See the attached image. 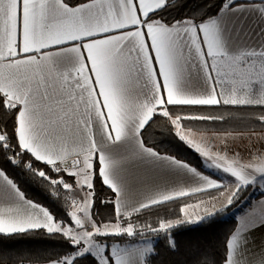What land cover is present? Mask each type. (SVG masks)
Returning a JSON list of instances; mask_svg holds the SVG:
<instances>
[{"label":"snow or ice","instance_id":"obj_1","mask_svg":"<svg viewBox=\"0 0 264 264\" xmlns=\"http://www.w3.org/2000/svg\"><path fill=\"white\" fill-rule=\"evenodd\" d=\"M184 3L0 0V151L13 164L27 154L23 166L67 210L61 219L26 198L0 168V237L43 230L70 245L46 258L0 252V264H151L156 239L175 253L177 229L211 220L249 186L264 191V135L253 124L210 136L192 123L264 127V0H223L215 15L165 14ZM208 109L223 111H200ZM157 116L226 178L145 144L141 133ZM189 126L199 142L184 134ZM235 140L247 141L241 151ZM158 162L180 176L145 171ZM97 177L112 193L100 200L111 206L104 218ZM262 225L264 200L237 217L220 264H264V240L252 236ZM199 264L217 262L204 255Z\"/></svg>","mask_w":264,"mask_h":264},{"label":"trees","instance_id":"obj_2","mask_svg":"<svg viewBox=\"0 0 264 264\" xmlns=\"http://www.w3.org/2000/svg\"><path fill=\"white\" fill-rule=\"evenodd\" d=\"M223 0H185L184 5L177 9H168L166 15L171 18H181L184 15L199 13L201 10L204 15H215L218 10L217 5ZM211 3L212 7L205 8V5ZM203 18V16H201ZM193 111V110H183ZM200 111H223V110H200ZM237 117L241 116L243 109L233 110ZM196 124H204L199 127L207 128L208 133H225L231 131L233 133L246 132L245 124H253V133H264V127L256 125L253 121H243L242 119L226 120L224 122L213 121L209 124L207 121L192 122ZM9 132H12L14 120L6 122ZM186 130L196 131V128L189 126ZM145 144L154 148L157 152L174 156L176 159L184 161L189 165L198 168L202 173L210 175L213 178L221 179L218 175L210 172L204 166L201 156L180 140L175 133L167 126V121L162 117H155L154 122H150L141 133ZM30 157L25 154L20 164H13L7 158V153L0 151V168L4 170L7 176L15 181L25 197L39 203L48 208L58 218H67V210L61 199L52 195L48 188V182L42 177L33 174L32 171L23 166V160ZM33 167L37 170L43 168L52 177L57 174L51 169L38 161H33ZM253 187L249 186L232 205L224 212L217 214L207 222L190 225L187 228L177 229L176 235L179 241L180 250L173 252L170 250L164 238L156 239V254L151 257V264H199V261L204 255H212L217 264L224 253V242L227 235L235 227L237 218L231 216V212L242 205L253 192ZM97 203L96 210L100 214V218H104L105 214L111 212L110 205L100 203V200L106 196H111L112 193L103 182L97 177L96 180ZM257 197L264 196V191L259 192ZM174 207V206H173ZM70 245L66 240L59 236H49L43 230L35 233L19 234L10 238L0 237V252L8 256L30 255L37 258H46L48 254H62Z\"/></svg>","mask_w":264,"mask_h":264},{"label":"crops","instance_id":"obj_3","mask_svg":"<svg viewBox=\"0 0 264 264\" xmlns=\"http://www.w3.org/2000/svg\"><path fill=\"white\" fill-rule=\"evenodd\" d=\"M185 132H187V133H185ZM184 133L188 136V139H193L195 137L197 139V142H199V140H198L199 133L198 132L184 129ZM213 134L223 135L224 133H208V135H210V136ZM233 134L238 135L239 133H233ZM253 134L264 135V133H253ZM217 143H219V142H217ZM231 143H232V146L235 148L236 151H241V149L243 148V145L246 144L247 141L235 140L234 142H231ZM204 166H205V164H204ZM206 169L209 170L210 172L218 175L221 179L224 178L222 175H220V173H216V172L212 171L211 168L206 167ZM145 171L148 172L150 175H155V176H159V177H163V178H167V179H174V178L180 176L179 172H177L174 168L169 167L166 163H163V162L155 163V164L151 165L149 168L145 169ZM202 174H204V173H202ZM204 175H206V174H204ZM211 178H213V177H211ZM259 192H263V191H261L259 188H254V190H253L254 194H258ZM261 200H264V196L257 197L255 195V197H253V199L251 201H246L248 203L247 208L242 210L238 214L237 217L242 216V215H244V213L251 211L252 207L254 205H256L258 201H261ZM220 206H221L220 204L216 205V207H220ZM251 222L254 223L255 221L253 220ZM252 236L255 238V241L257 244H259L262 240H264V225L255 229V231L252 233Z\"/></svg>","mask_w":264,"mask_h":264},{"label":"built area","instance_id":"obj_4","mask_svg":"<svg viewBox=\"0 0 264 264\" xmlns=\"http://www.w3.org/2000/svg\"><path fill=\"white\" fill-rule=\"evenodd\" d=\"M252 198H253L252 196L249 197L248 201H251ZM247 205H248V203H247V202H244V203H243L242 205H240L237 209H235L234 211L231 212V216L236 218V217L238 216V214H239L242 210H244V209L247 208Z\"/></svg>","mask_w":264,"mask_h":264},{"label":"rangeland","instance_id":"obj_5","mask_svg":"<svg viewBox=\"0 0 264 264\" xmlns=\"http://www.w3.org/2000/svg\"><path fill=\"white\" fill-rule=\"evenodd\" d=\"M185 133H187V132H185ZM185 133H184V134H185ZM211 169H212V168H211ZM212 171H214V172H216V173H220V175H222L224 178H226L224 173H222V172H220V171H218V170H215V169H212ZM228 179H230V177H228ZM253 190H254V189H253ZM255 195H257V194H254V193L252 192L251 195H250L249 197H251V196H252V197H255ZM249 197H248V199H249ZM248 199H247L246 201H248ZM252 199H253V198H252ZM246 201H245V202H246Z\"/></svg>","mask_w":264,"mask_h":264}]
</instances>
